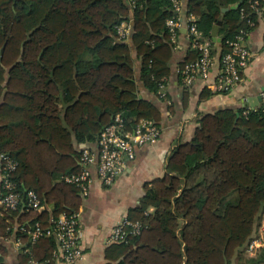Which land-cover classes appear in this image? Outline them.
<instances>
[{
    "label": "trees",
    "instance_id": "trees-1",
    "mask_svg": "<svg viewBox=\"0 0 264 264\" xmlns=\"http://www.w3.org/2000/svg\"><path fill=\"white\" fill-rule=\"evenodd\" d=\"M175 1L182 0H0V151L17 162L12 178L23 197L18 211L0 209V230L22 243L28 264H55L57 242L33 243L27 231L37 222L47 229L52 217L78 213L83 204L79 188L64 181L81 170L73 140L95 144L118 114L130 127L141 119L160 121L158 108L138 99L131 47L118 28L132 25L141 80L158 96L175 46L167 28ZM238 1L189 0L182 18L194 16L215 46L222 8ZM250 3L241 0L222 18V55L248 28L242 10L257 17ZM192 54L186 65L197 61L199 53ZM244 111L205 115L193 139L177 144L165 176L145 185L140 205L127 216L141 233L109 245L106 264L233 263L264 217V113ZM28 192L45 210L27 209ZM247 263L264 264V253Z\"/></svg>",
    "mask_w": 264,
    "mask_h": 264
},
{
    "label": "crops",
    "instance_id": "crops-1",
    "mask_svg": "<svg viewBox=\"0 0 264 264\" xmlns=\"http://www.w3.org/2000/svg\"><path fill=\"white\" fill-rule=\"evenodd\" d=\"M182 3L185 10L189 0H182ZM238 4H241V0L223 7L220 22L231 11V8ZM225 9H228V12L223 13ZM257 18V25L251 30L248 37V46L253 54L251 64L243 75V83L228 95L218 94L211 88L219 73L220 58L222 56L219 31L217 39L220 42L213 40L215 43V63L209 78L205 80L198 77L192 85L186 86L183 81L182 70H184L188 61L194 60L195 55L192 54L193 48L187 36L184 22L186 18H183L185 20L180 29L177 44L171 49L172 55L168 64L169 72L165 78L166 98L160 99L154 92L149 91L141 80L142 59L133 44L132 30L128 44L131 47L133 67L139 86L137 96L139 100L153 103L160 111L161 119L158 124L161 129V136L156 143L137 149L135 160L128 162L127 172L117 179L113 185L104 186L96 181L89 195L85 198L82 197L84 201L79 210L82 231L80 244L84 254L76 264L108 263L106 259V250L109 247L107 240L112 229L127 217L132 209L140 205L145 194V185L165 176L167 161L172 150L178 143L189 142L193 139L196 130L200 126L199 121L203 116L216 114L223 110H233L239 116L241 111L261 107V95L264 92V12ZM203 96H206V98H203ZM60 98L63 105L66 106L63 90H61ZM3 101L4 96L0 106ZM9 118L6 117V119ZM84 144L93 143H78L73 140V145L77 151H80ZM94 174H96V171H94ZM1 184L0 159V197ZM46 210L53 211L52 206H48ZM24 253L22 243H18L14 238H9L6 232L1 229L0 258L2 264H28L25 261Z\"/></svg>",
    "mask_w": 264,
    "mask_h": 264
},
{
    "label": "built area",
    "instance_id": "built-area-1",
    "mask_svg": "<svg viewBox=\"0 0 264 264\" xmlns=\"http://www.w3.org/2000/svg\"><path fill=\"white\" fill-rule=\"evenodd\" d=\"M140 0H130L136 3ZM250 9L256 16L264 12V0H251ZM176 17L167 20V28L170 33L171 43L176 45L180 29L183 25V3L174 2ZM249 17L242 10V18L248 24L247 29H241L229 43L231 50L220 58V69L215 82L211 85L212 90L218 94L228 95L237 89L244 81L243 75L251 64L253 54L248 46V37L257 25L258 18ZM187 36L192 48L199 53L196 62L187 64L182 70L183 81L186 86L198 78L207 80L214 65V44L206 39L199 30L196 18L191 16L184 21ZM132 25L123 23L118 28L119 39L128 41L132 34ZM165 85H161L158 96L166 98ZM262 105L259 109L264 113V92L262 93ZM253 111L247 109L244 115ZM161 136V129L157 122L150 119H141L134 126L127 125L122 114L114 117L112 123L105 127L98 137L95 145L84 144L80 149L81 170L71 176L64 178L68 184L75 185L80 190V196L85 198L89 195L93 184L99 181L104 186L113 185L117 179L122 177L128 170V162L134 161L136 151L139 148L156 143ZM2 184L0 197V209L5 212H16L23 204V197L19 193L17 184L12 174L17 170V162L8 155L1 154ZM96 171V174H94ZM27 209L41 212L44 205L35 192H28L26 196ZM50 226L44 229L41 223L35 224L34 230L27 231L36 243L42 237H54L57 249L54 252L55 264H76L83 256L84 250L80 244L82 238L80 213L73 215H62L58 219L51 218ZM130 228V230H129ZM19 230L18 225L14 227ZM21 232H26L24 227ZM141 233L140 223H132L128 217L122 219L111 231L107 240L108 245L121 244L128 241L130 235ZM18 243H21L20 241ZM246 252L249 258H256L264 253V217L258 232L248 243ZM32 264H36L32 262Z\"/></svg>",
    "mask_w": 264,
    "mask_h": 264
},
{
    "label": "rangeland",
    "instance_id": "rangeland-1",
    "mask_svg": "<svg viewBox=\"0 0 264 264\" xmlns=\"http://www.w3.org/2000/svg\"><path fill=\"white\" fill-rule=\"evenodd\" d=\"M246 248H247V245H245V247L240 249V252H239L240 254L238 255V257L236 259H234L232 264H248L247 260L250 259V258H249L248 254L246 252Z\"/></svg>",
    "mask_w": 264,
    "mask_h": 264
},
{
    "label": "water",
    "instance_id": "water-1",
    "mask_svg": "<svg viewBox=\"0 0 264 264\" xmlns=\"http://www.w3.org/2000/svg\"><path fill=\"white\" fill-rule=\"evenodd\" d=\"M240 5H241V4H238L237 6L232 7L231 10H235V9L239 8ZM226 12H228V9L223 10V13H226ZM220 26H222V22H219L218 25L215 26V28H214V31H213V33H212V36H213V40H214V41H218V42H220V40L217 39V35H218V31H219Z\"/></svg>",
    "mask_w": 264,
    "mask_h": 264
}]
</instances>
